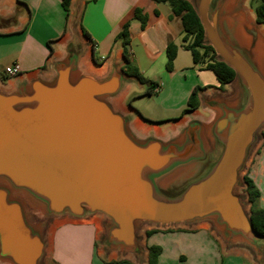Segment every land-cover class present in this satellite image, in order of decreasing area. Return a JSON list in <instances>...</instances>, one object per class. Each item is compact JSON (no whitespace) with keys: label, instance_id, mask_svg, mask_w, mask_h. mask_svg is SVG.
Instances as JSON below:
<instances>
[{"label":"water","instance_id":"obj_1","mask_svg":"<svg viewBox=\"0 0 264 264\" xmlns=\"http://www.w3.org/2000/svg\"><path fill=\"white\" fill-rule=\"evenodd\" d=\"M235 0H189L218 59L236 72L240 97L207 103L217 112L206 126L192 120L174 138H139L110 100L125 76L84 72L77 40L54 65L51 80L0 90V264H44L45 223H34L23 197L45 218L108 219L103 244L141 253L139 227L208 221L229 243L264 254L246 199L236 193L258 132L264 128V70L256 27L232 35ZM4 22L1 20L0 23Z\"/></svg>","mask_w":264,"mask_h":264},{"label":"crops","instance_id":"obj_2","mask_svg":"<svg viewBox=\"0 0 264 264\" xmlns=\"http://www.w3.org/2000/svg\"><path fill=\"white\" fill-rule=\"evenodd\" d=\"M239 1L235 0L228 8L230 16L238 14V17L228 19L230 31L235 39L246 42L248 38L242 27L246 25L257 28L261 39L258 60L264 70V30L257 22H246L244 15L237 9ZM137 9L142 10L148 19L145 29L135 19ZM0 18L4 20L0 23V90L10 93L20 84L37 78L51 80L55 76L54 65L66 56L68 45L77 40L83 46L79 66L84 72L102 78L115 65L124 74L126 82L121 92L111 98L110 102L116 111L129 119L132 131L139 138L171 140L192 120L209 126L217 116V112L208 107L209 101L219 98L233 103L240 97L235 81L226 85L224 91L218 89V80L208 82V70L200 69L194 63L192 54L182 47L178 50L173 70L166 69L167 46L170 43L181 46L183 38L181 18L172 13L168 4H157L153 0H72L67 17L61 0H0ZM127 22H130L132 62L141 74L144 73L140 57L142 55L151 66L160 67V72L165 67V73L193 70L205 76V85L201 87L212 88L200 93V107L197 110L186 115H182V111L180 115L162 123L150 122L144 117V110L156 112L150 108L151 103L162 104L165 99L167 85L162 78L166 76H155V81L152 82L157 86L152 95H146V88L149 89V86L146 87L125 74L123 48L116 37ZM186 53L191 54V61ZM83 59H87L86 62ZM14 64L19 65L20 73L15 77H8L5 72ZM233 87L237 90L236 96L232 91ZM245 175L253 180L260 191L255 208L264 209L263 153L260 157L256 155L251 159ZM250 208L249 204L247 210ZM107 223L108 219L102 214L82 219L69 215L54 217L44 228V264H148L149 247L161 248L158 264H264V254L259 255L248 245L225 241L208 221L167 227L142 224L138 230L140 254L110 250L102 244ZM83 232L90 236V244L89 236L82 235ZM59 234L63 241L71 236L84 238L81 240L87 241L84 248L89 259L69 260L64 252V244L60 242L57 245ZM96 242L100 244L94 245Z\"/></svg>","mask_w":264,"mask_h":264},{"label":"trees","instance_id":"obj_3","mask_svg":"<svg viewBox=\"0 0 264 264\" xmlns=\"http://www.w3.org/2000/svg\"><path fill=\"white\" fill-rule=\"evenodd\" d=\"M72 0H61L62 7L69 16L70 5ZM157 4H168L172 10V13L176 17H180L183 25V38L181 46L170 43L166 48V69L172 71L174 68V62L176 60L178 50L180 47L189 51L194 63L200 66L202 70H208L215 74L220 86L219 90L224 91L225 86L232 83L236 78V72L224 62L218 59V56L212 46L208 45L205 41V32L203 25L200 21L198 14L196 13L193 5L188 0H153ZM251 6L256 15V22L264 26V0H251ZM157 14V12H156ZM135 19L141 22L142 29L147 26V17L143 14L142 10L137 9L135 12ZM86 36L89 34L84 31ZM116 41H120L123 48V56L126 62L124 72L130 77H134L141 84L148 85L149 89L146 95H152L153 90L157 86L156 83L147 80L139 71V68L132 62V56L130 51L131 36H130V22H127L121 33L116 37ZM3 81H5L3 79ZM212 88L211 86L196 88L189 100L186 109L183 110L182 115H186L189 112L195 111L200 107L199 95L202 91ZM263 150V149H262ZM262 150L258 152L257 157L262 155ZM245 186V193L247 195V201L251 205L249 210L250 219L256 232L264 236V209L255 208V202L260 197V191L256 187L255 183L248 175L243 178ZM149 235V234H148ZM161 253L159 247H149V260L148 264H158V257Z\"/></svg>","mask_w":264,"mask_h":264},{"label":"rangeland","instance_id":"obj_4","mask_svg":"<svg viewBox=\"0 0 264 264\" xmlns=\"http://www.w3.org/2000/svg\"><path fill=\"white\" fill-rule=\"evenodd\" d=\"M237 9L240 11L239 13H241V15L242 14L244 15L247 23H249V24L250 23L251 24L256 23V15H253V13H252V12H254V10L251 6V0H240L238 5H237ZM260 27L262 28V30H264V26L260 25ZM186 54L189 57V60L191 61L192 60L191 54L190 53H186ZM140 57L142 59L143 65H144V66L142 65L143 70H144V73L142 75L147 80L152 82V81H155L154 80L155 76H159V75H163V74H165V76H166L165 78L164 77L162 78V80L167 85V94L165 96V99L162 100L163 101L162 104L161 103H157V104L151 103L150 104V108H153L154 110H156V112L154 111L153 113H150V112H147L146 110H144V115H145L144 117H146V119L150 122L153 121V122L162 123V121H165L167 119H172L173 117L180 115V113L184 109H186V107L188 105V100H189L192 92L196 88L201 87L202 85H205L204 84L205 80H203L205 76H203L199 73H196L193 70L186 71V72L175 71L173 73H168L166 71V73H165L164 72L165 67H164L163 72H160V67L151 66L150 63L145 59V57H143L142 55ZM183 64H185V62H183ZM206 74L208 77V79H207L208 82L211 83V82L217 81V78L213 72L206 71ZM146 90H148V88H146ZM232 91L234 92V95L236 96L237 90L235 89V87L232 88ZM145 100H148V99H145ZM134 102H136V101H134ZM146 102H148V101H146ZM133 107H136V106H133ZM146 109H149V107H146ZM261 150H262V153L264 155V128L258 132L257 140L254 143V145L252 146L249 158H248V160L244 166V170L241 172V183L236 189V193L246 199L247 209H248L249 203L247 201V195L245 193V186L243 183V178L245 176V170H246L248 164L250 163L251 159L254 156H256L258 154V152H260ZM23 200L27 204V208L31 214V217H32V220L34 223L44 222L45 225H47L54 218V217L45 218L42 215L41 210L36 208L26 198L23 197ZM248 212H249V210H248ZM83 230L86 231L87 229H83ZM82 235L86 236L87 234L86 233L84 234V232H83ZM88 236L89 235H87V237ZM58 238L59 239L57 241V245H59L60 242L62 244H64V247H63L64 252L67 254V257L69 260H76L78 258L77 260L81 259V260L87 261L89 259V258H87V255H88L87 250L84 248L87 244V241L86 240L82 241L84 238H81V236L80 237L71 236L66 241H63L60 234H59ZM103 241H104V239L101 242L102 244H103ZM89 244H90V236H89ZM96 244H100V243L96 242L94 245H96ZM89 255H90V252H89ZM43 262H44V260H43ZM46 263H47V260H46Z\"/></svg>","mask_w":264,"mask_h":264},{"label":"built area","instance_id":"obj_5","mask_svg":"<svg viewBox=\"0 0 264 264\" xmlns=\"http://www.w3.org/2000/svg\"><path fill=\"white\" fill-rule=\"evenodd\" d=\"M5 73L8 77H15L20 73V67L18 64H14L11 68L7 69Z\"/></svg>","mask_w":264,"mask_h":264},{"label":"bare ground","instance_id":"obj_6","mask_svg":"<svg viewBox=\"0 0 264 264\" xmlns=\"http://www.w3.org/2000/svg\"><path fill=\"white\" fill-rule=\"evenodd\" d=\"M83 60H84V59H83ZM85 60H87V59H85ZM85 60H84V61H85ZM85 62H86V61H85ZM88 63H89V62H88ZM91 65H92V64H91ZM91 70H92V69H91ZM101 70H103V69H101ZM103 73H104V72H103ZM91 223H92V222H91Z\"/></svg>","mask_w":264,"mask_h":264},{"label":"flooded vegetation","instance_id":"obj_7","mask_svg":"<svg viewBox=\"0 0 264 264\" xmlns=\"http://www.w3.org/2000/svg\"><path fill=\"white\" fill-rule=\"evenodd\" d=\"M30 217H31V214H30ZM32 218V217H31Z\"/></svg>","mask_w":264,"mask_h":264}]
</instances>
